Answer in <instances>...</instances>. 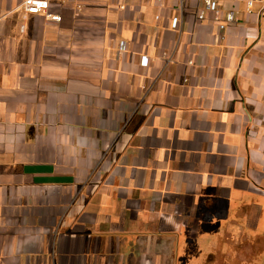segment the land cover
<instances>
[{"label": "crops", "instance_id": "crops-1", "mask_svg": "<svg viewBox=\"0 0 264 264\" xmlns=\"http://www.w3.org/2000/svg\"><path fill=\"white\" fill-rule=\"evenodd\" d=\"M23 2L0 0V264H264L257 13Z\"/></svg>", "mask_w": 264, "mask_h": 264}, {"label": "built area", "instance_id": "built-area-1", "mask_svg": "<svg viewBox=\"0 0 264 264\" xmlns=\"http://www.w3.org/2000/svg\"><path fill=\"white\" fill-rule=\"evenodd\" d=\"M223 0H203L204 8L199 13V19H206L208 13L213 14L215 20L219 23L220 29H225L228 24L236 20V12L231 9L224 15L221 8V2ZM23 7L28 14H45L47 17L54 20H61L60 15H56L50 12V0H24ZM245 10L247 12H256L259 18L264 21V0H245ZM180 25L179 17H174L171 22V27L178 29ZM141 64L148 66V56H142Z\"/></svg>", "mask_w": 264, "mask_h": 264}]
</instances>
